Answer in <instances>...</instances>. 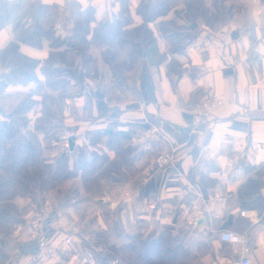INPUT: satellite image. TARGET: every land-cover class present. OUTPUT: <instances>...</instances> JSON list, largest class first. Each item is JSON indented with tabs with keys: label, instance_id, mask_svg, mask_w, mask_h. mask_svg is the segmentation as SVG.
Returning a JSON list of instances; mask_svg holds the SVG:
<instances>
[{
	"label": "crops",
	"instance_id": "crops-1",
	"mask_svg": "<svg viewBox=\"0 0 264 264\" xmlns=\"http://www.w3.org/2000/svg\"><path fill=\"white\" fill-rule=\"evenodd\" d=\"M11 1L14 0H0V14L4 3ZM39 1L55 7L49 13L47 25L54 24L57 34L63 33V23L69 15L67 8L73 2L81 8L91 5L96 20L112 17L119 11L117 0ZM141 1L152 2L128 0L134 24L140 23L135 8ZM210 1L204 0V4L209 6ZM241 2V10L227 24L215 29L187 23L169 13L165 19L185 25L179 31L192 36L178 54L167 52L159 20L150 24L156 43L142 52L133 69L124 72L122 85L103 65L98 48L92 50L97 59L96 76H85L79 63L67 71L66 91L52 95L61 125L75 134L72 158H77L85 137L107 129L129 132L132 143L144 155L136 162L139 168L136 175L119 184L102 181L97 189L85 194L91 196L86 203L65 205L61 199H55V190L62 192L65 185L63 189H48L42 202L15 199L22 222L33 219L44 204L51 207L43 226L47 241L55 249L49 264H97L96 252L89 242L93 232L105 229L103 210L118 218L125 234H145L164 225L185 226L189 231L187 244L194 252L198 251L194 264H229L239 258L229 244L218 238L221 230L231 229L245 237L241 251L245 247L244 254L252 264H264V220L253 210L241 215L242 209L236 200L238 187L248 177L244 167H264V2ZM12 39L11 26L5 24L0 29V50ZM49 50L46 40L39 48L20 45L21 53L40 61ZM124 52L120 50L119 54ZM161 55H166V59L154 63ZM171 59L179 63L178 77L167 73L166 66ZM2 70L0 65V74ZM37 75L41 80L39 71ZM32 87V83L13 86L0 78V102L4 109L14 106L18 102L14 98ZM207 98L219 99L222 104L195 125L190 107ZM39 109L37 104L29 116L33 117ZM151 129L155 132L140 142ZM165 152L172 154L171 165L153 170L148 178L144 176L152 160ZM187 183L193 187L181 199ZM260 192L264 196V188ZM192 199L198 200L204 214L191 229L182 210ZM151 201L157 203L158 222L152 220L154 213L145 209ZM88 205L92 206L91 223L84 224L80 208L86 209ZM63 234H70L73 239L67 252L60 250ZM85 236L88 243L83 240ZM32 247L24 230H13L6 239L7 260L3 264H34Z\"/></svg>",
	"mask_w": 264,
	"mask_h": 264
},
{
	"label": "trees",
	"instance_id": "trees-1",
	"mask_svg": "<svg viewBox=\"0 0 264 264\" xmlns=\"http://www.w3.org/2000/svg\"><path fill=\"white\" fill-rule=\"evenodd\" d=\"M119 11L112 17L96 20L91 5L84 8L75 2L68 8L64 32L57 34L55 25L47 19L54 6L39 0H14L4 3L0 14V29L10 24L13 39L0 50V78L13 86L33 85L18 98V102L4 109L0 102V264L7 260L4 253L7 236L21 223L16 198L44 201L50 188L75 180L70 190L64 192V204L74 202L83 192L89 194L102 181L113 184L127 180L137 174L136 166L143 151L132 143V136L124 130L107 129L85 137L79 145L78 156L73 159L60 149L51 152L43 147V141H58L63 131L61 119L57 117L55 98L52 93L65 92L69 83L67 71L76 63L85 76L97 75L99 57L118 84L123 83L124 72L133 69L142 52L156 43L150 24L158 21L159 31L170 54L181 53L192 40L189 33L180 32L185 25L175 20H166L169 13L182 17L187 23H196L205 29H215L227 24L236 11L241 10V0H152L141 1L135 8L140 23L134 24L128 0H117ZM264 2V0H262ZM43 40L48 42L49 52L42 61L30 58L20 51V45L39 48ZM120 50L124 54H119ZM166 55L158 56L154 63H161ZM167 73L180 75L179 63L171 59ZM40 72L42 79L37 75ZM40 105L33 117L30 111ZM73 151V147H72ZM112 153V156L109 155ZM247 179L238 187L236 197L240 209L257 212L264 220V167L247 165ZM105 229L93 232L89 244L96 252L97 264H194L198 251H193L186 242L189 231L185 226L164 225L147 233L122 232L118 218L107 210L103 214ZM105 250V256L97 248Z\"/></svg>",
	"mask_w": 264,
	"mask_h": 264
},
{
	"label": "built area",
	"instance_id": "built-area-1",
	"mask_svg": "<svg viewBox=\"0 0 264 264\" xmlns=\"http://www.w3.org/2000/svg\"><path fill=\"white\" fill-rule=\"evenodd\" d=\"M222 104L221 100L214 98H207L197 101L190 107L193 113V123L196 125L202 121V118L208 116L210 111ZM155 132L154 129L148 131V133L144 134L145 136L140 138L139 141H144L146 138ZM75 134L73 132H65L61 134L60 144L66 150L65 152L72 154V148H70V142L74 140ZM171 160H173L171 152H165L156 156L152 163L148 166V170L144 176L147 178L152 174L153 170H160L166 166L171 164ZM193 187L192 183H187L185 189L182 191L181 199L185 196L188 190H191ZM145 209L153 212L152 220L154 222H158L160 220L159 210L157 203L154 201L148 202L145 205ZM51 212V207L49 204H44L42 207L38 209L35 214V217L31 220L24 221L18 223L14 231L18 232L20 230H24L27 236V240L32 242V255L31 259L34 264H49L53 254L54 247L49 244L47 241L46 235L43 231V226L45 223V219L48 214ZM183 214L186 216L187 226L191 229L197 226L198 220L203 217L204 209L198 207V200L192 199L189 201L188 205L185 206L182 210ZM248 209L241 210V215L249 214ZM210 216L216 217L214 214H210ZM218 238L221 242L229 244L231 246V251L234 255H240L239 258L233 259L229 264H252L250 257L244 254L247 251L244 247L243 251H241L243 244L245 243V237L231 229H223L219 232ZM85 242L88 241V237H83ZM72 237L70 234H63L61 240L60 250L62 252H67L69 247L72 244ZM88 243V242H87ZM18 253V250L16 251ZM97 253L104 257L105 250L101 247H98ZM241 253L243 255L241 256ZM109 264H116L117 260L113 258L107 259Z\"/></svg>",
	"mask_w": 264,
	"mask_h": 264
},
{
	"label": "rangeland",
	"instance_id": "rangeland-1",
	"mask_svg": "<svg viewBox=\"0 0 264 264\" xmlns=\"http://www.w3.org/2000/svg\"><path fill=\"white\" fill-rule=\"evenodd\" d=\"M64 30H65V28H64V25H63V32H64ZM185 34L187 33V32H184ZM18 98H20V97H18ZM18 98H14V99H18ZM10 100H13V98L12 99H10ZM54 111H56L57 112V110H56V106H55V109H54ZM59 114L57 115V117H58V119H59ZM65 132H71V131H67V130H64V128H63V131L62 132H60L59 133V137H58V141L57 142H55V141H52V140H50V141H47V143H46V145H45V143H43L42 142V146L45 148L46 146L47 147H51V152H48L47 150H45L44 152H45V155H49V154H51V153H54L53 155H55L60 149H63V151L65 152L66 150L61 146V144H60V137H61V134H63V133H65ZM66 154L70 157V159H71V156H73V154H69V153H67L66 152ZM171 165V164H170ZM167 167V166H166ZM165 168V167H164ZM69 182V181H68ZM74 184H77L76 183V181L75 180H72L71 181V183H62V185H60L58 188L60 189V188H62L63 189V185H65V188H64V190L61 192L60 190H59V192H61L60 194H65L64 192H67L68 190H70V188L74 185ZM58 191H56L55 190V194H54V197H55V199L57 198V200L58 199H61V202H63L62 201V195L60 196L59 195V193H57ZM82 198H84L83 200H82ZM91 198V196L90 197H88V196H86L83 192H82V195H78L77 196V198L74 200V202H72V201H70V203H67V204H65V205H75V204H77V203H82V202H84V203H86L87 201H89V199ZM77 202V203H76ZM87 206V205H86ZM85 207H81L80 208V212H81V216H82V220H83V223L84 224H90L91 223V217H89L90 215L89 214H91V210H92V206H90V205H88V207H86V209H84ZM105 211L107 212V210H103V212H102V215L105 213ZM110 215H111V213H110ZM112 216V215H111ZM114 219H115V217H114ZM98 249V248H97ZM96 249V250H97Z\"/></svg>",
	"mask_w": 264,
	"mask_h": 264
},
{
	"label": "water",
	"instance_id": "water-1",
	"mask_svg": "<svg viewBox=\"0 0 264 264\" xmlns=\"http://www.w3.org/2000/svg\"><path fill=\"white\" fill-rule=\"evenodd\" d=\"M72 146H73V141L70 142V148H72Z\"/></svg>",
	"mask_w": 264,
	"mask_h": 264
}]
</instances>
